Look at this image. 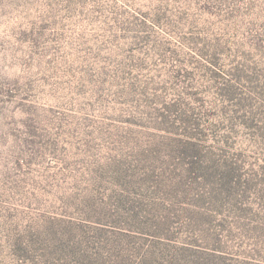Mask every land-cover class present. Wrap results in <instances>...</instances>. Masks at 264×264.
<instances>
[{
  "label": "rangeland",
  "instance_id": "obj_1",
  "mask_svg": "<svg viewBox=\"0 0 264 264\" xmlns=\"http://www.w3.org/2000/svg\"><path fill=\"white\" fill-rule=\"evenodd\" d=\"M0 264H264V0H0Z\"/></svg>",
  "mask_w": 264,
  "mask_h": 264
}]
</instances>
